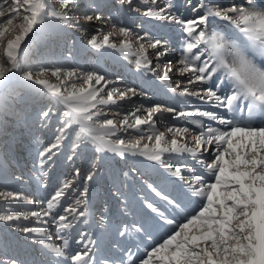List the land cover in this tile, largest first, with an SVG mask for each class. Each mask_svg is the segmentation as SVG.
I'll return each instance as SVG.
<instances>
[{
    "label": "snow or ice",
    "instance_id": "obj_1",
    "mask_svg": "<svg viewBox=\"0 0 264 264\" xmlns=\"http://www.w3.org/2000/svg\"><path fill=\"white\" fill-rule=\"evenodd\" d=\"M119 3L131 9L133 0H119ZM140 3L147 6L142 15L175 24L185 34L183 54L175 71L186 78V84L205 85L213 81L214 87L181 88V80H177L173 87L170 73L174 66L164 65L163 70L158 71L160 58L168 51L167 41L155 38L147 31L143 35L134 33L131 28L118 25L110 16L106 19L99 4L92 5V14L84 15L83 21L88 24L93 21L111 23L112 30L101 33L97 29L96 34H89L75 13L77 0H56L55 4L51 0H0V87L16 78L18 82L39 86L41 94L46 93L55 102V108L49 106L39 113L42 123L53 116L59 121L53 141L38 153L41 166L46 160L51 161L65 138L74 133L73 154L68 155L69 161L73 160L81 144H91L98 151L121 157L139 155L180 179L192 196L201 198L199 210L185 216L182 223L170 219L153 203L146 204L165 223L176 224V227L162 243L151 247L139 259V264H264V0L239 3L237 0L230 3L200 0L192 8L195 16L191 19L173 13L171 0H165L162 7L158 0H140ZM135 10L140 11L139 8ZM213 20L226 22V27L235 29L234 38L229 39L224 32L213 28ZM51 21L82 32L92 49L109 48L126 58L135 56L136 68L156 75L172 93L211 102L226 109L231 118L199 109L177 112L159 104L138 108L119 121L108 118L104 106L145 93H138L131 87L124 90L109 87L112 82L94 71L83 72L43 63L24 67L26 39ZM113 37L118 40L114 41ZM148 49L154 50L155 66ZM217 78L220 83H215ZM228 88L230 92H224ZM161 111L181 118L204 117L217 121L224 128L210 127L193 119L189 122L200 129L199 132L189 127H167L159 131L153 117ZM141 112L143 116L139 114ZM257 117L260 122L254 123ZM143 125L149 126L146 134L127 140L118 135L119 131L128 129L139 132ZM213 145L214 158L210 162L200 159L203 152L212 151ZM166 153L192 156L214 180L206 179L185 165L174 167L165 160ZM185 170L192 174L191 179H185L182 174ZM79 175L80 169H74V176ZM93 176L94 172H89L84 178L83 190L77 189L73 181L65 180L47 200L46 207L42 206L43 202L33 201L22 193L0 191V200L5 202L23 200L28 205L39 206V210L17 214L0 209V222L23 220L44 225L19 226V230L26 236L38 237L33 242L56 258L54 264H114L106 257L95 258V250L90 246L94 243L91 236L85 241L81 233V239L76 243L83 244V249L73 250L68 236L63 235L87 217V184ZM148 187L173 210L180 207L175 199L158 191L152 184ZM50 225L55 226L54 232L49 229ZM129 230L125 225L120 235L124 236ZM132 230L139 232L142 226L133 224ZM0 264L27 262L18 255L0 253ZM120 264L134 262L121 258Z\"/></svg>",
    "mask_w": 264,
    "mask_h": 264
},
{
    "label": "bare ground",
    "instance_id": "obj_2",
    "mask_svg": "<svg viewBox=\"0 0 264 264\" xmlns=\"http://www.w3.org/2000/svg\"><path fill=\"white\" fill-rule=\"evenodd\" d=\"M90 1L91 0H83V2L79 3L76 8L75 13L81 12L80 17L81 22L83 23H85L83 21V16L92 13V8L89 6ZM111 2L114 3V6L112 7L114 10L122 8L125 14L119 18L112 17L110 14L111 7L107 5L103 11V15L106 19L110 16L113 18L114 22L118 23V25L122 24L123 26H127L131 28L134 33L143 35V33L147 31L155 38L167 41L166 46L168 51L165 56L160 58L159 63L161 67L158 71H162L164 65L174 66L173 72L170 73L171 84L173 87L176 85L177 80L183 81L181 88L188 86L191 90L205 88L209 85L214 87L213 81H209L208 84L205 85H187L186 78L181 77L179 73L175 71V68L179 67L177 61L182 57L183 44L185 40V34L179 26L171 24L167 21H158L151 17L142 15V12L147 6L141 4L140 0H133L131 9L128 5H121L119 0H112ZM217 2L230 3L231 0H217ZM237 2H244V0H237ZM52 3H56V0ZM164 3L165 0H158L159 6L162 7ZM171 3L173 5V13L180 15L184 19H191L195 16V13L192 12V8L196 7L200 3V0H171ZM137 8H139L140 11H136L135 9ZM89 25L92 26V32L90 31V34H96L97 29H99L101 33H107L112 30L111 23L93 21ZM211 26L217 31L224 32L229 39L234 38V35L236 34L235 29L231 26L226 27V22L213 20L211 21ZM103 27H105L104 30ZM68 30V28L58 25L57 22L51 21L39 30V35L37 36L43 39L44 35L48 33L52 37L63 39L68 37ZM79 33L82 32L74 30L72 31V36L69 35V37L80 43L82 46V51L86 54L85 62L88 64V62L91 61V58L96 57L102 64L105 71L95 70L89 65H87L89 66L87 69H79L77 67L75 69L83 72L94 71L105 75L106 78L112 82L109 87H116L122 90L131 87L135 88L138 93H145L143 96L137 95L129 97L125 100H118L115 105L104 106L103 111L107 113L108 118H114L119 121L129 112L138 108L143 109L152 107L157 104L163 107H172L176 109L177 112H194L199 109L201 111L214 112L220 117L231 118V113H228L226 109L216 106L211 102L201 101L197 97L191 95L181 96L178 93H172L168 86L162 83L156 75H153L146 69L138 70L135 66V56L129 55L126 58L121 55V53L109 48H102L100 50L92 49L87 45L86 37L82 38ZM113 40H118V37H113ZM153 52L154 50L148 49L149 58L153 60V66H155L157 61L155 60ZM28 53V49H23L24 60L27 58ZM257 62H260L259 57H257ZM30 66H32V63H26L25 68ZM215 83H220L219 78L216 79ZM15 84L18 86H25L26 88L32 87L35 88V90L39 89V86L30 85L29 82L26 81H15ZM10 87H12V85ZM224 92H230V88L224 89ZM49 98L51 103H55L50 96ZM41 101L34 100L32 101V105L35 107L39 106ZM37 102H39V104H37ZM5 110L6 98L4 97V94H2L0 96V127L3 126L15 132V129L19 127V122L24 118L25 112L23 109L14 110V108L9 105L7 111ZM239 111L240 110L237 109L238 113ZM244 111L246 114V106ZM3 113H6L5 117H2ZM115 113H118V115L114 116L113 114ZM139 114L142 116L144 115L143 112ZM3 118L8 119V121H4ZM193 119H199L202 123L210 127L224 128V126L220 125L217 121H210L204 117L191 116L181 118L175 117L173 113L167 111L158 112L153 117L155 128L159 131H163L167 127H189L193 131L199 132L200 129L196 128L195 125L189 122ZM259 122L260 118L257 117L254 120V123ZM8 123L10 124L6 127ZM141 128H143V130L141 132L139 131L138 134L135 133V130L128 129L126 131L118 132V135L126 140L131 139L135 136L146 134L149 126L143 125ZM4 131L7 130H2L1 135L5 136V140L1 142L6 141L7 146L14 147V142L9 131L5 133ZM127 133H130L131 135L126 137ZM40 136L42 140L41 143L43 141L53 139V134L50 131H45ZM19 147H23L25 150L27 149L25 152L29 158L27 157L26 161L27 163L29 162V165L24 166L23 161L25 159L20 161L19 157H17V167L15 172L12 173L11 171H8L5 177V183H12V186L7 188L8 191L22 193L24 196L33 201L43 202L42 206L46 207L47 200L51 198L57 188L61 187L65 180H71L73 181L74 186L76 184L80 186V179L83 178V173L81 171L79 176H74L73 174L69 177L67 176L68 178L66 179H56L55 182L50 185V182L54 180V178H51L53 175H51L49 171H45L44 167L36 164L35 151L27 148V137L23 138L22 146ZM211 147L212 151L203 152L199 158L210 162L214 158L215 145ZM17 153L20 152L17 151ZM89 154L95 163V166L89 171L94 172L93 180L100 183L99 179H97L98 175V177L102 179L101 183L103 185L109 183L110 185H107V191L105 189L106 192L103 195L101 194V198L95 197L97 201H101L99 202L101 205L98 204L99 207H95L94 210H91L88 204L87 217L82 218L76 223L74 228L66 230L65 233H63V235L68 236L71 249L74 250L75 248H78L76 250H79V248H83V244L76 243L81 239L80 234L83 233L85 241L88 239V236H91L94 245L96 244L98 246V248L95 249V258L100 259L106 257L113 260L114 264H120L121 258H124L130 262H134V264H139V259L143 258L151 247L155 246L157 243H162L163 239L170 235L171 231L176 227V224L170 225L165 223L156 213L147 208L146 204L148 202H151L159 207L165 212L166 216L170 219H174L177 223H180L181 221H179L177 217H182L199 210L201 198L192 196L191 192L188 191V188L180 179L164 172L158 164L147 161L139 155L125 154L124 157H121L112 152L98 151L95 146L85 144V147H82L81 151L77 155V158L79 159V168L81 167L80 170L85 167L84 164L89 159ZM164 158L168 163L173 164L174 167L185 165L186 167L194 168L198 174H202L206 179L214 180V178L208 176L204 166L197 163V160L188 154L180 155L166 153L164 154ZM25 167L27 168L25 169ZM105 168L109 172V177L107 176V179L104 177V174H106V171L104 170ZM101 169L102 171L99 172ZM43 173H47V175H43ZM22 174L23 176L19 178ZM182 174L185 179L192 178V174L186 170L183 171ZM45 178H47L49 183L46 184L44 182L43 179ZM149 184H152L158 191H162L170 198L175 199L179 203L180 207L173 210L171 206L167 205L165 201L161 200L160 197L156 196L155 193L151 191L148 187ZM54 185L56 188L53 191L52 187ZM96 186L98 187L99 184H96ZM1 190L3 191V189ZM1 201L3 200H0V202ZM3 202L9 208L8 210H14V214L18 213L20 207L22 209L19 212L39 210V206L35 204L28 205L24 202L23 205H20L16 204L12 200ZM118 208L122 209L121 213L127 218V220L121 221L118 217L117 220L111 219L109 223L103 225L104 227L102 228V232H100L96 223L103 221L104 214H106L105 210H116ZM93 213L95 219H99V222H96V220L93 219ZM109 215H111V213ZM6 224L7 223L1 227L0 223V228L2 230L0 233H5V235L2 236L3 238L0 236V239L2 238V240H0V253L18 255V257L26 261L27 264H54L56 258L46 249H43L40 245L33 242L35 239H38V237L26 236L19 230V226L43 227L44 225L37 224L35 221H25L21 223L18 221L12 222L9 223V225H15V227H13L15 230L8 234L7 232L9 229ZM133 224L141 225L142 230L139 232L132 230ZM125 225H128L130 230L124 236H121L120 231L123 230ZM79 228L80 232L78 231ZM49 229L54 232L55 226L50 225ZM106 238L107 245L104 244ZM56 243H60V241H56ZM99 245L100 248H102L101 250L99 249Z\"/></svg>",
    "mask_w": 264,
    "mask_h": 264
},
{
    "label": "rangeland",
    "instance_id": "obj_3",
    "mask_svg": "<svg viewBox=\"0 0 264 264\" xmlns=\"http://www.w3.org/2000/svg\"><path fill=\"white\" fill-rule=\"evenodd\" d=\"M53 1H55V0H51V2H53ZM111 1L112 0H91L89 6H90V8H92V5L99 4L101 6V11L103 13L106 6L108 5L109 7H111L110 14L112 17L119 18L120 16H124L125 13L122 10V8H117L115 10L112 8L114 6V3ZM81 2H83V0H77V6ZM75 12H76V9H75ZM90 14H92V13H90ZM76 15H78V17H80L81 12H77ZM80 19H81V17H80ZM136 22H137V20H136ZM83 24H84V28L87 29L88 33L90 31L92 32V30H91L92 26H90L87 23H83ZM104 29H105V27H103V30ZM68 31H69V35L72 36V31H74V29H69ZM79 34L81 35L82 38L85 37V35L83 33H79ZM37 35H39V30L36 31L34 35H30V38L26 39L25 45L23 46L24 50L26 48L29 51L27 58L24 60V67H25L26 63H32L31 67H34L37 64L43 63V64H47L49 66L58 65V66H62V67L69 68V69L76 68V67L79 69H87V67L90 66V67L94 68L95 70L97 69L98 71H103V70L105 71L102 64L99 62V60L96 57L91 58V61H89L87 64V62H85L86 61L85 60L86 54L83 53L84 51H82V46L77 41L72 40L69 37V35H68V37H65L63 39H58L57 37H52L48 33H46L44 35L43 39L38 37ZM84 40H85V38H84ZM87 65H89V66H87ZM15 81H17L16 78H13L5 86L0 87V96L2 94H4V97L6 98V110L5 111H7L8 105L12 106L14 108V110H17V109L22 110L23 109L25 112L24 113L25 119L24 118L21 119V121L19 122V127L15 129V132H13V131H11V129H7L3 126L0 127V191H2L1 189H3V191H5V190L8 191L7 188H10L12 186L11 182L5 183L6 182L5 177H6V174L8 171H11L12 173L15 172V169L17 167V163H16L17 157H19L20 161L25 159L23 161L24 166L29 165V162L27 163V161H26L27 160L26 158L28 156L26 155L25 151L27 149L25 150V149H23V147H21V148L19 147V146H22L23 138L27 137V148H30L31 150L35 151V157H36L35 162L37 165L41 166V164H39L41 158L39 157L38 153H39V151L43 150L44 147H47L53 141L54 135L57 131V127L59 125L58 119L54 116L50 117V119L48 121H45L43 123L39 119V113H40L41 109L46 110L49 106H52L53 108L56 107L55 103H51L49 96L46 93L41 94L40 89L35 90V88H32V87L26 88L25 86H18L17 84H15ZM11 85H12V87H10ZM34 100H40V101L42 100V101H41L39 106L35 107L32 105V101H34ZM37 104H39V102H37ZM5 116H6V113H3L2 117H5ZM6 118H3V120L8 121V119H6ZM9 124L10 123H8V125H6V127H8ZM4 129L9 131V133L12 137V140L14 142V147L7 146L6 141L1 142V141L5 140V136L1 135V132ZM142 130H143V128H141V131ZM7 131H4V133ZM45 131H50L53 134V139L49 140V141L46 140V141H43L41 143L42 140H41L40 135L43 134ZM119 132H122V131H119ZM135 133L138 134L139 132L135 131ZM130 135H131L130 133H127L126 137H129ZM73 138H74V133L69 135L68 137H66L65 140L62 142L60 148L56 150V155L53 156L52 160L50 162L46 160L44 163L45 166L44 165L42 166L45 168V171H49L51 173V175H53L51 178H54V180H52L50 182V185L53 184L56 179L59 180V179L68 178L70 175L74 174L73 169L79 168V159L77 158V155L81 151L82 147H85V144L80 145V147L75 151V155H74L73 160L69 161L67 159L68 155L73 154V152H72V139ZM17 151H19L20 153H17ZM94 164L95 163L93 162L92 157L90 155L89 159L84 164L85 167H83L80 170L83 173V178L80 179L81 184H80V186H78L76 184L78 187L75 185V187H77L79 190H83L84 178L88 175L89 171L95 166ZM26 168L27 167H25V169ZM70 168H72V169H70ZM50 169H51V171H50ZM104 170L106 171V174H104V177H106L105 179H107L109 172L106 168ZM101 171H102V169L99 170V172H101ZM22 176H23V174L19 178H21ZM97 179H99L100 183L97 182L96 180L92 179L87 184V187H88L87 201H88V204H89L91 210H94L95 207H99V205H101L99 203L101 201H97L95 199V197L101 198V194L103 195L107 191V185H110V183L103 185L101 183L102 179H100L98 177V175H97ZM43 180L46 184L49 183L47 181V178H45ZM108 180H109V178H108ZM96 184H99V186L97 187ZM55 188L56 187L54 185L52 187L53 191L55 190ZM105 189H106V191H105ZM69 195L71 196L73 194L69 193ZM14 202L16 204H20V205L21 204L23 205V203H24L23 200L14 201ZM8 203H11V202H8ZM6 207H7V205H5V203L3 201H1L0 202V209L8 210L9 208L8 207L6 208ZM19 209L21 210L22 208L20 207ZM20 210H18V213ZM114 210H108V211L105 210L106 214H104V217H103L104 222L103 221L99 222L98 221L99 219L98 220L95 219L94 213H93V219H95L96 222H99L96 224H97V227L100 229L99 230L100 232H102V228L104 227L103 225L109 223L111 219L117 220V217H118L119 219H121V221L127 220V218L124 217L123 214L121 213L122 209L118 208L115 211ZM10 211L12 212V214H14V212H13L14 210H10ZM110 213H111V215L113 213L112 217H111V215H109ZM185 216H187V215H184L182 217L181 216L177 217L179 219V221L181 220L180 223L184 222ZM18 222L21 223V222H25V221L21 220ZM0 223H1V227L5 225V222H0ZM6 225L9 229L7 232L8 234L15 230V229H13V227H15V225L10 226L9 223H7ZM29 227H31V226H29ZM1 231L2 230L0 228V232ZM78 231L80 232V228L78 229ZM4 235H5V233H0L1 237ZM2 238L0 240H2ZM107 238H106L105 243H104L105 245H107L106 244ZM92 244H91V247L94 248V250L98 248V246L96 244L95 245H94V243H92ZM76 249H78V248H75L74 250H76ZM80 249H83V248L81 247V248H79V250ZM99 249L100 250L102 249V248H100V245H99Z\"/></svg>",
    "mask_w": 264,
    "mask_h": 264
}]
</instances>
